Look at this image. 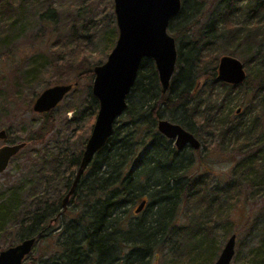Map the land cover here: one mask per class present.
Segmentation results:
<instances>
[{
	"label": "trees",
	"instance_id": "1",
	"mask_svg": "<svg viewBox=\"0 0 264 264\" xmlns=\"http://www.w3.org/2000/svg\"><path fill=\"white\" fill-rule=\"evenodd\" d=\"M244 1L246 0H217L208 25L198 32L196 46L191 44L193 48L187 58L183 56L182 48L178 50L177 64L184 65L181 68L179 66L168 94H162L153 61H143L131 91V94L139 91L141 104L133 106L130 95L128 96V107L123 115L126 122L121 123L119 119L115 123L108 145L95 156L68 202V206L74 207L75 214L73 213L72 218L66 219L63 200L73 186L83 153L65 157L60 154L52 162H48V165L41 164L40 173L44 174L42 182L46 185L43 191L29 194L24 201V187L12 189L11 195L2 196L0 237L15 236L18 243L37 238L33 252L24 264L28 260H31L29 264H155L160 260L164 246L169 249L170 254L173 253L174 259L170 263L164 260L163 264H211L220 250L214 228L221 220L228 219V213L239 202L241 187L238 185L234 192L231 191L233 185L230 184L213 188L208 181L191 176L194 158L185 159L172 141L158 132L157 125L162 116L168 113L175 124L194 135L196 125L200 122L205 128L218 134L223 144H231L238 154L243 149L258 144L264 128V2L247 0L243 4ZM205 2L206 0L195 1L193 10H187L199 15ZM44 3L40 10L43 12L40 20L49 27V24L57 23L58 14L53 6L46 10L44 7L47 2L44 0ZM11 4L10 0H0V11L8 10ZM187 4H191V0H182L181 11L171 22L169 31H176L174 21L184 14ZM236 8L242 13H238ZM251 12L260 15L258 24H253L256 26L254 31L250 27ZM194 14H187L184 32L190 33L191 26L199 21L195 20ZM240 14L242 17L247 14L249 17L245 20L247 23H239L242 26L238 28L236 19ZM10 20L4 23L8 24ZM108 25L106 23L105 27L109 28ZM107 28H101L102 38H105L106 48L110 51L114 48L116 38L114 31L113 35L107 33ZM80 29L72 28V37L79 40L67 47L72 52L77 51L74 54L77 58L88 56L86 60H89L92 51L87 43L92 38L86 34L85 37ZM241 29L243 32L240 34ZM225 33L229 35L227 41L230 45L247 43L245 54L250 53L251 60H257V73L251 72L248 77L249 80L254 76L257 84L254 83V93L245 111L247 120L243 124L231 120L232 110L226 112L233 100H236L233 96L236 91L217 83L214 69L210 75L212 83L209 84V90L204 95L197 96L201 89L200 84L197 85L198 75L202 76L200 52L206 48L202 44H207L208 39H218V36H224ZM210 34L212 37L209 38ZM81 37L84 39H80ZM255 38H259L262 43H257ZM80 43H84V46L80 47ZM254 45L258 47L253 51ZM65 55L64 51L59 58H40L43 62H34V71L40 70L46 63L63 74V68L70 61ZM189 56L192 64L188 62ZM90 63L89 68L76 70L79 71L77 82L84 77L94 79V68L97 66L96 62ZM68 67L72 68V65ZM29 73L24 74L26 81H32L28 80ZM38 73L34 75L37 76ZM177 83L181 84L179 88ZM214 87L221 92H213L216 90ZM228 95L232 97L228 98ZM91 97L98 109L96 99L93 95ZM260 110L262 116L255 113ZM177 112L181 113V117L175 115ZM45 115L47 123L40 130L41 133L32 137L31 141L34 143L43 142L53 131V113ZM261 143L263 145L264 142ZM263 150V147L258 146L251 155L246 154L235 168L236 174H241L249 186H257L261 190L264 189ZM143 152L145 154L140 158L139 154ZM36 164L39 165L37 162ZM143 201H146V207L137 214L136 210ZM136 206L138 207L134 212ZM183 207L188 211L190 221L187 226L177 228ZM258 220L254 232H259L261 241L259 247L252 250V254L260 257L264 263V211ZM54 224H58L59 228L52 234ZM41 242L48 244L42 255L34 258Z\"/></svg>",
	"mask_w": 264,
	"mask_h": 264
},
{
	"label": "rangeland",
	"instance_id": "2",
	"mask_svg": "<svg viewBox=\"0 0 264 264\" xmlns=\"http://www.w3.org/2000/svg\"><path fill=\"white\" fill-rule=\"evenodd\" d=\"M195 1L198 0H191V4L185 6L184 14L174 21L176 31H169L170 35L176 40L177 49L182 48L183 56L185 55L186 58L193 48L191 44H196L198 32L208 25L211 11L218 3L217 0H206L203 11L198 15V13L194 14V12L187 10L188 8L193 10L192 7ZM10 2L12 4L8 10L0 11V132L5 131L7 134L6 141L0 140V149L5 145L24 143L26 146L10 161L8 169L0 174V199H2L3 195H11L12 189L24 187L22 192L24 201L29 194L41 192L46 188V185L42 182L44 174L40 173L41 164L46 163L48 165V162H52L60 154L65 157L66 155L71 156L83 153L91 135L98 109L91 97L94 79L90 80L84 77L77 82L76 77L79 71L76 70L89 68L90 62H96L95 66L106 63L113 49L108 51L106 48L101 28H107L105 24H109V28L106 31L111 35H113L112 31H114L115 44L118 30L113 0H45L47 3L44 8L47 10L48 7L53 6L57 10L56 14H58L56 15L57 23L49 24V27L40 20L43 14L40 10L43 9L42 5L45 4L44 0H10ZM245 2L247 3V0L243 4ZM240 4L238 5L240 6ZM238 10L236 8L237 12ZM188 13L189 15L194 14L195 20H199L191 26L192 30L190 33L184 32V26L187 24L185 23V18ZM203 14L204 16H202ZM251 16L250 27L254 31L256 26L253 24H258L257 19L260 15H255L251 12ZM248 17L247 14L243 17L241 14L238 15L236 19L238 21L237 27H241L242 25L239 23H245ZM8 19L12 21L10 20L8 24L4 23ZM73 27H78L79 29L82 27L80 29L82 30L81 33L92 38V41L87 43L92 51L89 60H86L88 56L77 58L74 55L77 51L72 52L67 47L68 45H74L72 43H76L79 40L72 37L71 31ZM205 32L206 30H204ZM242 32L243 29H241L240 34ZM228 36L225 33L224 36L223 34L218 36L220 37L218 39H208L207 44H202L206 48L201 51L202 53L200 52L202 54L200 55L202 59L200 65L202 70H200V73L202 76L198 75L197 85L200 84L201 89L197 96H202L209 90V84L212 83L210 77L212 69L217 66L219 59L223 55H232L242 61L246 67L248 77L251 72L257 73V60L252 61L251 54H245L248 49L247 43L242 42L243 44L240 46L237 43L230 45L227 41ZM210 37H212V34L209 35ZM80 39L84 38L81 37ZM255 39L258 41L257 43H262L259 38ZM78 45L83 47L84 43ZM257 47V45H254L253 51ZM64 51L66 52L65 58L70 61L63 68V74L57 72L56 68H52L46 63H44L43 68L34 71V62H43L41 60L42 57H45L46 60L49 56L54 58L62 57ZM188 58L190 59V56ZM188 62L192 64L191 59ZM68 65H72V68L68 67ZM183 65H179V63L176 65L173 79L179 71V66L181 68ZM145 71L146 69H144ZM28 72H30L28 80L31 79L32 81L25 80L24 74H28ZM36 72H39L37 76L34 75ZM254 78V76L249 80L247 78V83L234 90L236 92L233 96L236 97V100H233L230 108L226 109V112H231L232 110L231 120L234 122L238 121L243 124L244 120H247L248 115H245V111L248 109L254 93L252 90L255 88L254 83L255 85L257 84ZM60 79H65V81ZM76 83L78 85L74 87L56 109L50 112L53 113L54 121L52 133L43 142L34 143L31 141L33 136L38 132L41 133L40 130L47 123L45 114H37L33 111L37 99L49 88L58 85H74ZM177 85L178 88L181 86L179 83ZM214 88L216 90H213V92L216 94L221 92L217 87ZM139 97V91H133L130 94V102L133 106L138 107L141 104L142 100ZM230 97L232 95L228 98ZM238 109L242 110L241 114L236 113ZM255 113L262 116L261 110ZM255 113L253 116L256 115ZM175 115L181 117L180 112ZM171 117V115L165 113L162 119L174 123ZM120 119L121 123L126 122L125 117L122 116ZM195 131V136L201 142L202 149L195 151L189 148L183 152L185 159L193 157L195 161L190 175L208 181L209 186L213 188L218 185L227 186L230 184L231 186L233 185L231 191L234 192L238 185L241 187L239 202L228 213V219L221 220L214 228V233L217 237V247L220 250L211 264L217 261L226 242L233 235L236 236V253L232 264H264L260 257L252 254V250L258 248L261 241L259 232L254 231L256 229L255 225L258 224V219L262 217L264 211V189L261 190L257 186H249V183L244 181L241 174H236L235 171L238 162L242 161L245 156L251 155L252 151L257 150L258 146L264 148V143L263 145L261 143L264 142V128L260 134L258 146L245 148L241 154H238L231 144L228 146L223 144L218 134L205 128L200 122L197 123ZM142 154H139V156L141 157ZM72 206H68V212L66 210V219L72 218L75 214ZM137 207L134 208V212ZM189 221V213L183 207L177 221V228L187 226ZM58 228V224H54L51 231L52 234H55ZM17 244L19 243L15 236L0 237V252ZM47 244V242H41L39 247L37 246L34 258L42 255L41 253ZM172 257L173 253L170 254L169 249L164 246L160 254V260L155 264H163L164 260L170 263L169 261L174 259ZM30 262L31 260H28L27 264Z\"/></svg>",
	"mask_w": 264,
	"mask_h": 264
},
{
	"label": "water",
	"instance_id": "3",
	"mask_svg": "<svg viewBox=\"0 0 264 264\" xmlns=\"http://www.w3.org/2000/svg\"><path fill=\"white\" fill-rule=\"evenodd\" d=\"M113 2L118 37L106 63L94 68L92 95L98 103V114L73 186L64 199V211L86 169L95 156L108 145L115 123L126 112L127 99L136 84L143 61H153L163 95L168 94L176 70L178 49L175 38L169 33V26L179 15L182 0H113ZM246 79L247 73L239 59L229 55L220 58L218 81L230 86H240ZM77 85V83L58 85L47 89L35 102L33 111L37 114L52 112ZM157 129L161 135L175 143L178 152H183L186 148L195 151L202 148L201 142L194 134L178 124L160 119ZM6 139V132L1 131L0 140ZM25 146L24 143L5 145L0 149V174L8 169L10 161ZM145 207L146 201H143L136 213L139 214ZM36 243L37 238L26 239L0 252V264H24ZM235 248L236 236L233 235L226 242L214 264H232Z\"/></svg>",
	"mask_w": 264,
	"mask_h": 264
},
{
	"label": "flooded vegetation",
	"instance_id": "4",
	"mask_svg": "<svg viewBox=\"0 0 264 264\" xmlns=\"http://www.w3.org/2000/svg\"><path fill=\"white\" fill-rule=\"evenodd\" d=\"M224 56V55H223ZM229 56H232V55H229ZM232 57H234V56H232ZM236 58V57H235ZM238 59V58H237ZM220 60V59H219ZM242 62V61H241ZM243 65H244V63H243ZM218 66H219V61H218V63H217V66H215L213 69H214V74H215V77H216V82L217 83H221V84H224V83H222V82H220V81H218L217 80V73H218ZM247 66V65H246ZM244 70L246 71V67H245V65H244ZM246 73H247V71H246ZM247 78H248V74H247ZM246 81H247V79H246ZM246 81H245V83H246ZM244 83V84H245ZM243 84V85H244ZM224 85H226V84H224ZM200 86V85H199ZM227 86H229V87H231L232 89L234 88H237V87H239V86H230V85H227ZM241 86V85H240ZM241 112H242V110L241 109H238L237 110V114H241ZM195 136V135H194ZM196 137V136H195ZM7 140V139H6ZM5 140V141H6ZM171 141V140H170ZM172 143H173V145H174V147L176 148V146H175V143L172 141ZM187 149H189V148H186L184 151H186ZM202 149V148H201ZM176 150H177V148H176ZM178 151V150H177ZM183 151V152H184ZM183 152H179V153H183ZM70 201V200H69ZM63 202H64V200H63ZM67 208H68V204H67ZM64 210V209H63ZM67 210V209H66ZM66 210L64 211V212H66ZM67 212H68V210H67Z\"/></svg>",
	"mask_w": 264,
	"mask_h": 264
}]
</instances>
